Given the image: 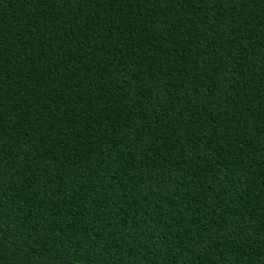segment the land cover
I'll use <instances>...</instances> for the list:
<instances>
[{"label": "trees", "instance_id": "obj_1", "mask_svg": "<svg viewBox=\"0 0 264 264\" xmlns=\"http://www.w3.org/2000/svg\"><path fill=\"white\" fill-rule=\"evenodd\" d=\"M0 264H264V0H0Z\"/></svg>", "mask_w": 264, "mask_h": 264}]
</instances>
